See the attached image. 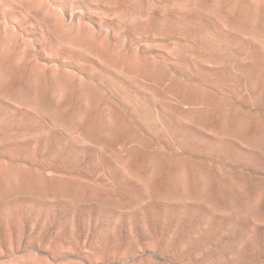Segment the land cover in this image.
I'll list each match as a JSON object with an SVG mask.
<instances>
[{"label": "rangeland", "instance_id": "374dc122", "mask_svg": "<svg viewBox=\"0 0 264 264\" xmlns=\"http://www.w3.org/2000/svg\"><path fill=\"white\" fill-rule=\"evenodd\" d=\"M0 264H264V0H0Z\"/></svg>", "mask_w": 264, "mask_h": 264}]
</instances>
